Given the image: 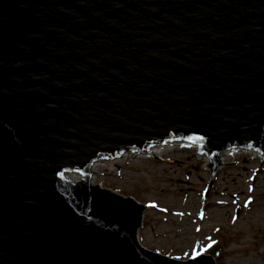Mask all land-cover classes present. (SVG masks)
<instances>
[{"label": "water", "instance_id": "95a60500", "mask_svg": "<svg viewBox=\"0 0 264 264\" xmlns=\"http://www.w3.org/2000/svg\"><path fill=\"white\" fill-rule=\"evenodd\" d=\"M176 142L206 196L226 152L263 164L264 0H0V264H217L142 247L146 207L92 183Z\"/></svg>", "mask_w": 264, "mask_h": 264}, {"label": "rangeland", "instance_id": "374dc122", "mask_svg": "<svg viewBox=\"0 0 264 264\" xmlns=\"http://www.w3.org/2000/svg\"><path fill=\"white\" fill-rule=\"evenodd\" d=\"M192 146L163 152V162L126 155L99 163L92 183L146 207L138 240L150 251L181 261L216 251L217 264H264V162L252 150L222 157L232 166L206 196L210 160Z\"/></svg>", "mask_w": 264, "mask_h": 264}, {"label": "bare ground", "instance_id": "6f19581e", "mask_svg": "<svg viewBox=\"0 0 264 264\" xmlns=\"http://www.w3.org/2000/svg\"><path fill=\"white\" fill-rule=\"evenodd\" d=\"M187 144H189L190 145V147H193L192 145H195V144H191V143H187V142H176V143H174V144H169V145H167V146H165V147H156V148H154L153 150H152V153L154 154V155H156V156H161V154L163 153V152H168V151H170L172 148H174V149H176V148H179V147H182V146H187ZM234 150H231L230 152H226L224 155H223V161H225V159L227 158V157H229V156H231V155H234V153L236 152V151H238V150H236V151H234ZM240 151V150H239ZM242 151V150H241ZM153 154H151V155H149V156H143V157H153ZM99 164H97L94 168H96L97 166H98ZM73 176H76L75 178H73L72 179V177ZM70 180H74L75 182H78L76 179H77V175H68L67 176Z\"/></svg>", "mask_w": 264, "mask_h": 264}, {"label": "trees", "instance_id": "16d2710c", "mask_svg": "<svg viewBox=\"0 0 264 264\" xmlns=\"http://www.w3.org/2000/svg\"><path fill=\"white\" fill-rule=\"evenodd\" d=\"M218 249V248H217ZM211 254L212 256H214L215 258H220L219 254L216 252V251H212V253H209Z\"/></svg>", "mask_w": 264, "mask_h": 264}]
</instances>
